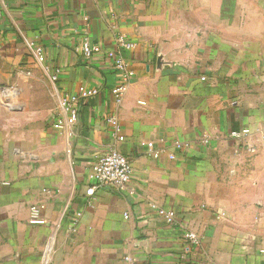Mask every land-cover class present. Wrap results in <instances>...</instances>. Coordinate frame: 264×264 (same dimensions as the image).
Wrapping results in <instances>:
<instances>
[{
	"label": "crops",
	"instance_id": "obj_1",
	"mask_svg": "<svg viewBox=\"0 0 264 264\" xmlns=\"http://www.w3.org/2000/svg\"><path fill=\"white\" fill-rule=\"evenodd\" d=\"M122 34L135 76L116 105L104 53ZM85 39L103 54L85 59ZM27 40L61 69V93L102 88L72 135L54 127L58 95ZM110 111L135 192L88 196ZM262 134L264 0H0V264H264Z\"/></svg>",
	"mask_w": 264,
	"mask_h": 264
},
{
	"label": "built area",
	"instance_id": "obj_2",
	"mask_svg": "<svg viewBox=\"0 0 264 264\" xmlns=\"http://www.w3.org/2000/svg\"><path fill=\"white\" fill-rule=\"evenodd\" d=\"M27 47L30 52L35 56L40 67L49 75L50 81L53 85L55 92L58 95V109L54 116V127L67 134L72 135L71 128L78 123L80 112L82 107L87 101L96 95H99L102 88L99 87H81L77 92H63L59 91V75L61 69L58 67L52 68L46 61L44 52L33 41H26ZM134 43L129 41L125 35H119L117 39V48L113 52H105L109 62L110 69L116 75V84L111 89V93L116 105H120L123 101L125 90L129 83L135 76V72L130 69L126 56L123 52L131 51L134 48ZM81 51L85 59L91 61L103 54V50L100 45L93 44L89 39H85L81 45ZM104 122L110 130H112L115 142L112 146L106 148L105 152L98 158L96 163L92 166L89 178L90 185L87 189V195L93 196L96 191L105 186H111L119 191H124L129 194H133L135 190L130 186L132 179V164L129 158L120 150L118 144L125 140L123 128L120 123L117 112L110 111L104 115ZM249 128H243L233 131L231 133L232 138L242 139L251 135ZM263 141L264 150V134L261 136ZM177 148H181L180 144L176 145ZM250 150L254 152L256 147H250ZM155 157L159 153L153 154ZM170 158H175L174 154L169 155ZM44 208V204H34L30 207V222L33 224H45L46 221L41 214V210ZM159 216L163 217L168 223H175V212L172 210L159 208L157 210ZM81 213H77L72 221V230L76 231L78 218ZM185 238L194 245L200 244V237L193 231L185 233ZM129 260V258H127ZM216 264V263H206Z\"/></svg>",
	"mask_w": 264,
	"mask_h": 264
}]
</instances>
